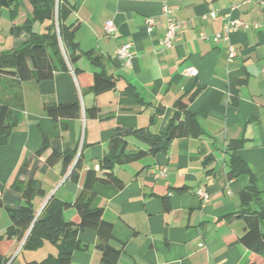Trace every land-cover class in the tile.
<instances>
[{
  "label": "crops",
  "instance_id": "1",
  "mask_svg": "<svg viewBox=\"0 0 264 264\" xmlns=\"http://www.w3.org/2000/svg\"><path fill=\"white\" fill-rule=\"evenodd\" d=\"M60 1L72 7L67 23L77 26L74 40L80 58L74 68L82 73L75 75L69 67L40 83L30 80L17 86L4 81L9 86L1 91L0 100L21 107L7 143L0 146V234L11 225L6 208L22 204L16 188H23L26 178L18 174L20 167L31 160V166L39 163L40 168L51 154L48 150L38 160L33 157L44 138L60 151H77L81 169L77 181L61 175V162L44 172L38 169L34 179L44 195L34 197L35 213L50 198L66 203L77 198L86 172L97 171L110 153L115 132H165L181 100L202 130L198 137L175 139L165 152L153 155L147 153L146 142L126 135V153L146 154L114 167L121 189L112 184L93 186L91 206L101 209L103 220L112 226L110 246L120 252L117 264H264L238 242L244 232L236 217L239 194L250 178L227 176L230 145L242 142L236 154L251 172L260 192L256 207L264 211V8L245 0ZM164 5L172 7V17L181 24L168 49L161 45ZM3 11L9 9L0 6V33L7 23L10 30L13 25L10 13L9 20L2 18ZM148 18L156 21L150 33L145 26ZM108 20L114 22L116 37L104 34ZM237 20L247 28L230 33L236 55L228 61L227 43L215 35ZM31 25L32 32L42 36L48 22ZM11 36L10 48L0 52L17 48L27 37L24 32ZM122 44L131 47L128 66L116 57ZM90 51L98 65L83 55ZM187 68L197 71L196 78L184 74ZM94 73L113 77L115 88L94 95L90 90ZM15 90L21 96L18 101ZM68 104L79 106L78 116L54 122L47 115V106ZM156 167L166 168L164 179L154 178ZM198 189L209 193L208 203L196 197ZM62 215L66 221L75 219V210L69 207ZM260 229L264 233V219ZM25 238L3 237L0 256L5 264L41 262L57 255L48 242L37 250L23 249ZM78 239L86 248L73 254L71 264H101L96 233L85 230Z\"/></svg>",
  "mask_w": 264,
  "mask_h": 264
},
{
  "label": "trees",
  "instance_id": "2",
  "mask_svg": "<svg viewBox=\"0 0 264 264\" xmlns=\"http://www.w3.org/2000/svg\"><path fill=\"white\" fill-rule=\"evenodd\" d=\"M0 6L9 9L10 19L13 23L11 34L15 37L22 32L26 39L20 46L7 52H0V82L9 80L15 85L33 80L43 82L52 80L58 72H68L69 67L75 75L82 70L74 68L80 58L76 54L77 43L74 40L77 26L68 24L67 18L72 7H67L60 0H0ZM12 7V8H11ZM48 26L42 36L32 32L31 22L43 23ZM91 63L98 65V60L92 52L83 54ZM11 84V83H9ZM116 81L113 77L103 73L93 74V84L90 90L94 95H101L115 88ZM12 87V86H11ZM15 98H21L18 90H15ZM21 104L11 105L0 100V146L7 143L9 136L17 124V111ZM175 113L169 122L165 132L158 135L146 132L143 129L132 131H117L110 145V153L100 162L99 169L88 170L85 174L83 187L72 203L60 202L50 198L40 215L36 218L32 201L36 195L43 196V191L38 187L34 179V173L38 169L44 172L46 169L61 162V175H68L72 181H77L81 169L80 158L74 162L77 151H60L52 147L47 138L43 139L41 148L34 154V159H40L42 155L51 150L50 156L39 168V163L31 166V160L24 162L18 174L26 178L23 188L17 187L20 194V206L6 208L11 225L4 235L0 234V241L5 236L8 239L22 240L23 249H40L44 242H48L57 249L55 257L48 256L41 262L27 264H71L72 256L77 251H84L86 246L78 239V234L85 230H92L98 238L97 248L100 252L101 264H117L120 252L110 246L113 239L112 226L103 220L102 210L93 208V186L96 183L112 184L121 189L123 184L114 175L115 166H123L141 159L146 153H126V135H133L149 147L147 153L156 155L165 152L170 143L178 138L198 137L202 130L195 116L181 100L175 104ZM47 115L56 122L63 116L76 117L80 112L77 104L50 105L46 107ZM95 115V110L92 111ZM232 153L229 160L228 179L246 175L250 178V184L239 194L240 210L236 217L244 224V232L238 238V242L246 249L264 260V233L260 224L264 219V211L256 207L260 192L256 190L253 178L246 163L236 154V150L242 147V142L230 145ZM163 209L167 210V200L161 199ZM72 207L75 210V219L64 220L63 211ZM0 264H5L0 256Z\"/></svg>",
  "mask_w": 264,
  "mask_h": 264
},
{
  "label": "built area",
  "instance_id": "3",
  "mask_svg": "<svg viewBox=\"0 0 264 264\" xmlns=\"http://www.w3.org/2000/svg\"><path fill=\"white\" fill-rule=\"evenodd\" d=\"M175 1H181V0H175ZM245 1L247 4L252 3V2L257 3L258 5L264 8V0H245ZM172 10H173L172 7H169L168 5H164L162 7V14L166 18V30H165L164 37L161 41V45L167 49L172 47V44L175 38L177 37V35L179 34L181 30V24L172 17ZM155 24H156V21L154 18H148L145 21L146 30L148 33H150L153 30ZM246 28L247 26L242 21L237 20L233 22L231 27H228L226 23L223 26L222 31L215 35V39L223 40L227 43V60L228 61H231L236 55L233 46L229 42L230 33H232L233 31L240 30V29L245 30ZM103 31H104V34L108 37H116L117 31H116V27L114 25L113 20H108L104 23ZM130 48L131 47L128 44H122L117 48V51H116L117 59L120 60L125 66L129 65V61L132 56ZM184 74L188 77L196 78L197 71L194 68H187ZM78 157L79 155H76V157L74 158V162L77 161ZM156 170L157 171L154 174L155 179H159V178L164 179L167 176V171L165 167H156ZM195 195L202 203H208L210 201L209 193L202 189L196 190ZM45 204L35 214L36 218L40 215Z\"/></svg>",
  "mask_w": 264,
  "mask_h": 264
},
{
  "label": "rangeland",
  "instance_id": "4",
  "mask_svg": "<svg viewBox=\"0 0 264 264\" xmlns=\"http://www.w3.org/2000/svg\"><path fill=\"white\" fill-rule=\"evenodd\" d=\"M8 17H9V13L3 11L2 18L6 20V19H8ZM9 30H10V24L7 23L4 30L0 33V51L7 50L11 46V37L12 36L9 33ZM8 86L9 85L6 82H4V81L0 82V95H1V91L3 89H7Z\"/></svg>",
  "mask_w": 264,
  "mask_h": 264
}]
</instances>
